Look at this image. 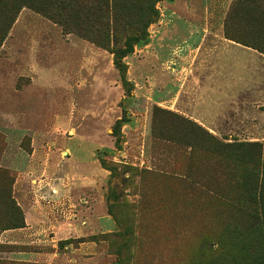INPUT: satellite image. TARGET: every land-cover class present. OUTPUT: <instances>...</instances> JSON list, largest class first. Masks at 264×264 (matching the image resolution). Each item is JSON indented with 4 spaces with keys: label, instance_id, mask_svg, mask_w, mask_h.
<instances>
[{
    "label": "rangeland",
    "instance_id": "obj_1",
    "mask_svg": "<svg viewBox=\"0 0 264 264\" xmlns=\"http://www.w3.org/2000/svg\"><path fill=\"white\" fill-rule=\"evenodd\" d=\"M49 9L0 45V264H264L208 138L264 143V0ZM102 23L131 50L97 44Z\"/></svg>",
    "mask_w": 264,
    "mask_h": 264
},
{
    "label": "trees",
    "instance_id": "obj_2",
    "mask_svg": "<svg viewBox=\"0 0 264 264\" xmlns=\"http://www.w3.org/2000/svg\"><path fill=\"white\" fill-rule=\"evenodd\" d=\"M69 0H0V45L6 37L8 30L14 22L18 10L24 6L29 5L49 16L54 15L50 6H54L58 11L56 16L60 17V12L66 8ZM102 13L101 20L107 17ZM99 29H95V42L103 47L112 49L115 57H122L123 52H129L130 45L125 42L124 51L116 47L118 41V34L120 31L117 28H111L107 23L100 24ZM136 33L141 35L137 37L143 40L144 31L137 30ZM111 44H113L111 46ZM200 128L199 126H197ZM209 136V135H208ZM209 144L212 153L220 154L227 163L231 164L236 171L240 170V177L235 180V184L242 190L243 194L248 196L251 211L253 215L259 219L264 230V143L257 142H222L216 140L213 136H209ZM5 172L0 169V179L3 180ZM112 205H108V210L113 215ZM114 216V215H113ZM116 223L117 219L115 218ZM8 228V227H6ZM5 228V229H6ZM263 234V233H261ZM244 253V251H243Z\"/></svg>",
    "mask_w": 264,
    "mask_h": 264
}]
</instances>
